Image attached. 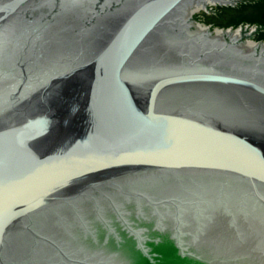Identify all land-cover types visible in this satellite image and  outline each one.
<instances>
[{
  "label": "water",
  "instance_id": "water-1",
  "mask_svg": "<svg viewBox=\"0 0 264 264\" xmlns=\"http://www.w3.org/2000/svg\"><path fill=\"white\" fill-rule=\"evenodd\" d=\"M24 1L0 5V264H264L263 28L212 25L242 0Z\"/></svg>",
  "mask_w": 264,
  "mask_h": 264
},
{
  "label": "flooded vegetation",
  "instance_id": "flooded-vegetation-1",
  "mask_svg": "<svg viewBox=\"0 0 264 264\" xmlns=\"http://www.w3.org/2000/svg\"><path fill=\"white\" fill-rule=\"evenodd\" d=\"M14 1L15 0H0V5H6V4H9V3L14 2ZM142 1L143 0H139V2L138 1L137 2L140 3ZM40 3H42L41 0H31L30 2H29V0H25L24 2L21 3V5H19L17 7H13V9L16 10V11H17V9H19V7H22V6H26L27 7L26 8L27 11H26V14H25L24 18L22 16H17V19L18 20L19 19H22V20L23 19H28V21L31 22L32 24L35 23L34 22V19H31L30 20V18H26V17H27V15H29L30 17H35V16H37L36 13L38 11L44 10L41 5H38ZM131 4H133V6H134L135 5V1H132ZM182 5L183 4H181V3L178 4L176 6V8L174 9L175 12H173L174 10H172L171 12H169L167 15L164 16L165 18L163 20V22H168V21L171 22V25H172V28H171L172 29V32H171V34L176 35V37L179 36V34L182 33L181 30H180V27L182 25H186L187 24V21H184L182 15L180 13V12L183 13V11L181 9V6ZM33 6H35V8ZM232 9H234V11L235 12H238V13H240L241 11L247 12V10H248V17H250V19H252V17H254L256 14H258V20L257 21H254L255 23H253V24L252 23H249V24L256 25V26H259L260 28H263V30L261 31V33L259 35L264 36V0H242V3L240 4L239 7H235V8H232ZM232 9H227V10H232ZM53 10H55V8L52 9V11L50 13L47 12L45 14H42V17H39L38 19H42V21L44 19H47V21L48 20L51 21V19H52L51 17H53L52 15L54 14L53 13ZM227 10L222 9L221 10V13L224 14L225 11H227ZM3 14H5V12ZM6 14H7V12H6ZM13 14H11V15H13ZM50 15H51V17H50ZM90 16L92 18L95 15L92 14ZM46 17H49V19L46 18ZM234 20H239V17H232L229 20H226V22L224 24H226V25L227 24H231ZM220 22H223V21L220 20ZM37 23H39V22H37ZM244 23H246V22H244ZM220 24L221 23H215V22H213L212 25L219 26ZM188 25L189 24H187V26ZM29 27H30V25L28 24V28H27L28 31H30V28ZM175 32H177V33H175ZM31 33L32 34H35V32H31ZM179 39H178V41L182 42V40H179ZM263 237H264V230L261 231V233H258L257 239L258 240L260 239L262 241V238Z\"/></svg>",
  "mask_w": 264,
  "mask_h": 264
},
{
  "label": "trees",
  "instance_id": "trees-1",
  "mask_svg": "<svg viewBox=\"0 0 264 264\" xmlns=\"http://www.w3.org/2000/svg\"><path fill=\"white\" fill-rule=\"evenodd\" d=\"M258 20V14H256L254 17H252V19H250V17H244V18H239V20H234L231 24H220L219 26L220 27H231V26H234V27H237L240 25V23H255L254 21H257Z\"/></svg>",
  "mask_w": 264,
  "mask_h": 264
}]
</instances>
